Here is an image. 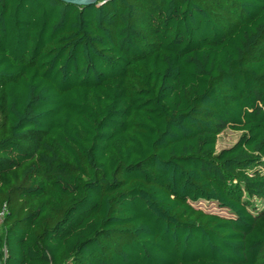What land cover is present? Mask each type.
Listing matches in <instances>:
<instances>
[{"label": "trees", "instance_id": "obj_1", "mask_svg": "<svg viewBox=\"0 0 264 264\" xmlns=\"http://www.w3.org/2000/svg\"><path fill=\"white\" fill-rule=\"evenodd\" d=\"M2 210L1 264H264V0H0Z\"/></svg>", "mask_w": 264, "mask_h": 264}, {"label": "rangeland", "instance_id": "obj_2", "mask_svg": "<svg viewBox=\"0 0 264 264\" xmlns=\"http://www.w3.org/2000/svg\"><path fill=\"white\" fill-rule=\"evenodd\" d=\"M239 138V134L231 132V131H224L222 134L219 135L216 143V151L219 152L224 148L231 147ZM197 208L205 209L207 212L211 213H219L222 216H229L226 211L218 210L216 205L214 204H207L206 202H199Z\"/></svg>", "mask_w": 264, "mask_h": 264}, {"label": "water", "instance_id": "obj_3", "mask_svg": "<svg viewBox=\"0 0 264 264\" xmlns=\"http://www.w3.org/2000/svg\"><path fill=\"white\" fill-rule=\"evenodd\" d=\"M63 3H68V4H73V5H76L78 7H81V6H85V5H88V4H93L95 2H97L98 0H59ZM1 264V262H0Z\"/></svg>", "mask_w": 264, "mask_h": 264}, {"label": "built area", "instance_id": "obj_4", "mask_svg": "<svg viewBox=\"0 0 264 264\" xmlns=\"http://www.w3.org/2000/svg\"><path fill=\"white\" fill-rule=\"evenodd\" d=\"M3 216H4V210L0 211V222H1L2 219H3Z\"/></svg>", "mask_w": 264, "mask_h": 264}]
</instances>
